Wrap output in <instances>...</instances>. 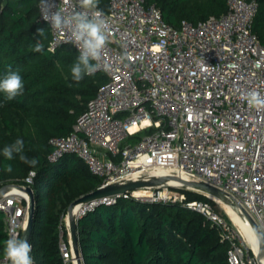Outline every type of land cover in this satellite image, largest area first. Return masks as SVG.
<instances>
[{
	"label": "built area",
	"instance_id": "obj_1",
	"mask_svg": "<svg viewBox=\"0 0 264 264\" xmlns=\"http://www.w3.org/2000/svg\"><path fill=\"white\" fill-rule=\"evenodd\" d=\"M52 2L66 15L81 10L78 0ZM258 8V0H228L224 14L197 23L183 20L176 28L164 20L155 3L110 0L109 10L103 11L111 32L104 59L112 64V72H104L107 81L77 118L73 131L51 138L49 161L66 154L80 157L102 178L99 187L153 176L207 182L243 206L264 233V109L250 108L241 99L248 91L264 95V44L253 31ZM39 12L43 20L40 2ZM46 23L52 49L71 44L78 50L70 33ZM121 55L128 59L121 62ZM123 112L129 115L119 118ZM149 129L137 142L121 146ZM180 189L184 188L177 180L141 187L80 205L76 217L123 196L182 202L218 228L229 245L230 264H261L258 252L221 211L210 201H187ZM176 190L181 193H172ZM28 206L29 196L20 190H10L0 200L9 238H21ZM61 220L69 235L66 241L61 228L63 262L78 264L68 212ZM0 264L10 263L4 258Z\"/></svg>",
	"mask_w": 264,
	"mask_h": 264
},
{
	"label": "trees",
	"instance_id": "obj_2",
	"mask_svg": "<svg viewBox=\"0 0 264 264\" xmlns=\"http://www.w3.org/2000/svg\"><path fill=\"white\" fill-rule=\"evenodd\" d=\"M39 2L0 0V79L11 70L20 74L24 84L22 93L13 100L0 92V188L11 183L32 187L36 208L31 256L36 264H64L61 228L66 241L69 235L61 217L74 200L99 188L102 178L73 154L49 161L53 150L50 140L73 131L77 118L107 76L98 71L79 83L72 80L70 69L79 51L71 44L51 48V29L40 17ZM146 2L155 3L164 20L176 28L183 20L197 23L228 10V0ZM258 2L253 31L264 44V0ZM99 8L107 12L110 0H99ZM37 29H44L45 36L39 37ZM38 40L44 44L39 53L32 50ZM145 131L132 136L134 142ZM17 139L24 141L22 154L39 161L34 168L20 160L21 154H14L11 161L3 157L4 146ZM6 164L12 166L11 172L5 170ZM32 171L33 182L28 183ZM180 190L187 201H210L221 211L206 194ZM78 230L83 264H230L229 245L218 228L182 202H150L123 196L80 217ZM7 239L5 213L0 210V260L4 259Z\"/></svg>",
	"mask_w": 264,
	"mask_h": 264
},
{
	"label": "clouds",
	"instance_id": "obj_3",
	"mask_svg": "<svg viewBox=\"0 0 264 264\" xmlns=\"http://www.w3.org/2000/svg\"><path fill=\"white\" fill-rule=\"evenodd\" d=\"M68 0H65L67 3ZM80 11L74 10L69 14H64L57 10V6L52 0H40V11L44 21L48 22L52 29L58 32L67 31L70 33V42L79 50V56L71 66V77L79 83L85 76H93L98 71L105 73L112 72V64L104 59V53L109 37L111 35L110 26L103 10L99 9V0H78ZM56 9L53 11V9ZM39 37L45 36L44 29H37ZM35 52H43L44 44L37 41ZM128 57L120 56V61L124 62ZM24 84L18 72L8 71L0 79V92L5 94L7 100H13L22 93ZM241 99L245 100L250 108L264 109V95L257 91H248ZM24 141L17 139L11 145L3 148L5 160L14 159V154H21L20 160L31 167H35L39 161L36 158L28 159L22 154ZM5 170L12 171L10 164L5 165ZM257 238V247H259ZM31 244L18 235L12 236L4 242L3 256L10 264H34L31 256Z\"/></svg>",
	"mask_w": 264,
	"mask_h": 264
},
{
	"label": "water",
	"instance_id": "obj_4",
	"mask_svg": "<svg viewBox=\"0 0 264 264\" xmlns=\"http://www.w3.org/2000/svg\"><path fill=\"white\" fill-rule=\"evenodd\" d=\"M170 180H177L181 183V187L184 189L194 190L206 195H210L213 198L219 200L223 204L230 203L234 207L240 209L246 219L250 222L257 238H259V252L260 254L264 253V233L256 220L252 215L241 205L233 203L228 197L227 194L220 188L209 184L204 181H187L183 179L175 178L174 176H161V177H150L148 179H139V180H130L123 183H113L103 187H99L94 191H91L76 200H74L68 208V217H69V226H70V237L73 245L74 254L78 259V264H83V256L80 250L79 243V230H78V218L76 217L75 208L79 205L90 203L95 200H101L107 197L112 196H121L130 191L139 189L141 187L147 186H157L167 183ZM17 188L20 191H23L29 196V206H28V219L26 227L24 228L21 238L27 240L31 244V240L34 232V223H35V208L36 200L34 191L31 186H24L19 184H6L0 188V200L2 197L8 193L12 188ZM226 205V204H225ZM261 264H263L261 262Z\"/></svg>",
	"mask_w": 264,
	"mask_h": 264
},
{
	"label": "rangeland",
	"instance_id": "obj_5",
	"mask_svg": "<svg viewBox=\"0 0 264 264\" xmlns=\"http://www.w3.org/2000/svg\"><path fill=\"white\" fill-rule=\"evenodd\" d=\"M129 115V113L128 112H123V113H120L119 115H118V117L119 118H122V119H124V118H126L127 116ZM146 132H147V130L145 131V133L144 134H146ZM134 139H135V137H129V138H127L125 141H123L122 142V144H121V146L123 147V146H125L126 144H128V143H132V142H134ZM11 184H14V183H11ZM179 192V194L181 193V191L180 190H176V191H174V192H172V193H174V194H176V193H178ZM218 204V206H219V208H220V210H221V212L223 213V214H225V215H227L228 216V218H229V220L232 222V224L237 228V229H239L240 231H241V233H242V237L244 238V240H245V242L247 243L248 242V240H247V238H246V236H245V232L241 229V227H240V225H245L246 224V221H245V218L242 216H240L241 214H240V210L237 208V207H234V206H232V208L231 207H229V206H225L222 202H218L217 203ZM234 212V213H233ZM234 214V215H233ZM70 239H71V237H70ZM249 243H251V242H248V244ZM253 245H254V243H253ZM261 256H262V259H264V253L263 254H261ZM10 263V262H9Z\"/></svg>",
	"mask_w": 264,
	"mask_h": 264
},
{
	"label": "bare ground",
	"instance_id": "obj_6",
	"mask_svg": "<svg viewBox=\"0 0 264 264\" xmlns=\"http://www.w3.org/2000/svg\"><path fill=\"white\" fill-rule=\"evenodd\" d=\"M11 191L12 192H18L19 190L17 189V188H12L11 189ZM227 206H229V207H231L232 208V206L233 205H231L230 203H225ZM79 209H80V206L78 205L76 208H75V210H74V212H78L79 211ZM240 210V209H239ZM234 213V212H233ZM240 216L242 217H244L245 218V216L243 215V213L240 211ZM234 215V214H233ZM245 221H246V224L245 225H240V227H241V229L245 232L244 234H245V236H246V238L248 239V241L249 242H251L250 244H251V246H252V248L256 251V252H259V247H257V236H256V234H255V232H254V230H253V228H252V226H251V224H250V222L245 218ZM253 243H254V245H253ZM260 258H261V261H262V263L264 264V259H262V256H261V254H260Z\"/></svg>",
	"mask_w": 264,
	"mask_h": 264
}]
</instances>
